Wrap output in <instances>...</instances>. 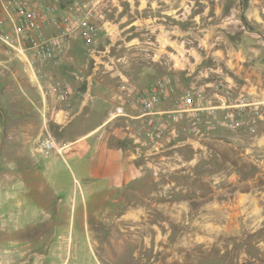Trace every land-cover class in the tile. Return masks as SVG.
Here are the masks:
<instances>
[{"label":"rangeland","instance_id":"374dc122","mask_svg":"<svg viewBox=\"0 0 264 264\" xmlns=\"http://www.w3.org/2000/svg\"><path fill=\"white\" fill-rule=\"evenodd\" d=\"M101 4L96 42L72 40L37 76L0 40V264H264V117L249 111L236 128L223 112L203 115L160 152L142 138L135 178L118 186L82 176L69 149L46 167L43 138L25 132V118H40L29 101L40 102L38 84L44 111L78 118L50 131L59 142L109 118L124 78L148 86L169 73L171 106L193 85L212 96L217 83L264 99V0Z\"/></svg>","mask_w":264,"mask_h":264},{"label":"built area","instance_id":"2783aa9c","mask_svg":"<svg viewBox=\"0 0 264 264\" xmlns=\"http://www.w3.org/2000/svg\"><path fill=\"white\" fill-rule=\"evenodd\" d=\"M102 1L0 0V40L37 76L41 71L38 66L63 57L72 40L81 39L89 47L96 42L105 23ZM212 87L211 96L207 87L193 85L179 96L178 105L171 106L176 84L169 73L148 86H137L124 78L109 119L125 118L136 144L146 138L153 152H160L181 132H196L203 115L218 118L223 112L221 123L236 128L242 126L249 111L264 117V99L256 100L246 90L235 96L230 84ZM59 88L60 98L67 100L70 87L65 84ZM184 120L190 123L183 124ZM71 146L70 142H59L49 131L41 140L43 152H56L64 158Z\"/></svg>","mask_w":264,"mask_h":264},{"label":"crops","instance_id":"0c3cea01","mask_svg":"<svg viewBox=\"0 0 264 264\" xmlns=\"http://www.w3.org/2000/svg\"><path fill=\"white\" fill-rule=\"evenodd\" d=\"M178 58L176 59V64H184L183 60L180 57ZM38 86L41 96L40 102L37 104L33 99L29 101H31L30 107L35 105L39 108V112H36L35 115L40 118H33V121L30 118H25L27 137L31 138L28 134L31 126H34L38 139L45 136L46 129L49 132L51 130L55 132L58 129H72L73 122L78 118H73L74 116L69 118L70 111L68 109H63L57 113L56 109L52 108L50 104L48 109H46L48 113L44 111L45 109L43 108L46 107L47 99L42 85L38 84ZM120 92V87L114 89V95L111 99L112 103L110 102L113 107L119 101ZM97 120V124L93 127L78 128L81 132L74 137H68L69 135H67L65 139L72 143V146L69 148L65 161H74L75 166L84 177L91 176L96 180L108 181L109 186L127 185L135 178L134 157H136L135 149L137 144L133 133L127 129L125 118L110 120L108 115H106L105 118H98ZM42 155L44 158H50L46 162V167H49L51 157L61 158L57 154L48 155L44 153ZM95 170H97L96 173H94ZM84 171H88L89 175Z\"/></svg>","mask_w":264,"mask_h":264},{"label":"bare ground","instance_id":"6f19581e","mask_svg":"<svg viewBox=\"0 0 264 264\" xmlns=\"http://www.w3.org/2000/svg\"><path fill=\"white\" fill-rule=\"evenodd\" d=\"M22 254V253H21ZM22 258V257H21ZM5 263V262H4ZM7 263V262H6ZM7 264H9V263H7ZM13 264V263H12Z\"/></svg>","mask_w":264,"mask_h":264}]
</instances>
